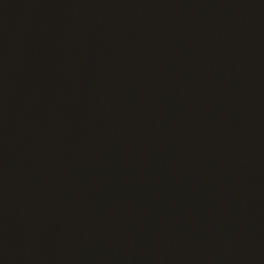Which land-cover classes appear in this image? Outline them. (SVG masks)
Instances as JSON below:
<instances>
[{
  "label": "water",
  "instance_id": "95a60500",
  "mask_svg": "<svg viewBox=\"0 0 264 264\" xmlns=\"http://www.w3.org/2000/svg\"><path fill=\"white\" fill-rule=\"evenodd\" d=\"M0 264H264V0H0Z\"/></svg>",
  "mask_w": 264,
  "mask_h": 264
}]
</instances>
